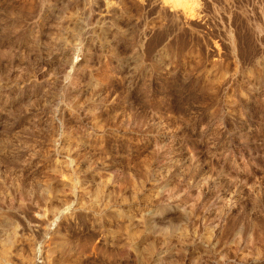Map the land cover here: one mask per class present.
<instances>
[{"label": "rangeland", "instance_id": "obj_1", "mask_svg": "<svg viewBox=\"0 0 264 264\" xmlns=\"http://www.w3.org/2000/svg\"><path fill=\"white\" fill-rule=\"evenodd\" d=\"M0 264H264V0H0Z\"/></svg>", "mask_w": 264, "mask_h": 264}]
</instances>
